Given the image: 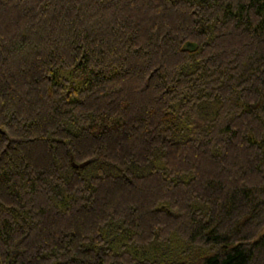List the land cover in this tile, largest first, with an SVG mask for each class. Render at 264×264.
Instances as JSON below:
<instances>
[{"label": "trees", "instance_id": "1", "mask_svg": "<svg viewBox=\"0 0 264 264\" xmlns=\"http://www.w3.org/2000/svg\"><path fill=\"white\" fill-rule=\"evenodd\" d=\"M263 231L264 0H0V264H264Z\"/></svg>", "mask_w": 264, "mask_h": 264}, {"label": "water", "instance_id": "2", "mask_svg": "<svg viewBox=\"0 0 264 264\" xmlns=\"http://www.w3.org/2000/svg\"><path fill=\"white\" fill-rule=\"evenodd\" d=\"M86 164H87V162H84V163H82V164H80V165H76V164L73 163V166H74V167H83V166H85ZM262 233H264V231H263Z\"/></svg>", "mask_w": 264, "mask_h": 264}]
</instances>
